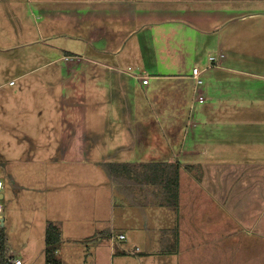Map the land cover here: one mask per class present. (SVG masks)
Masks as SVG:
<instances>
[{"label": "crops", "instance_id": "1", "mask_svg": "<svg viewBox=\"0 0 264 264\" xmlns=\"http://www.w3.org/2000/svg\"><path fill=\"white\" fill-rule=\"evenodd\" d=\"M31 1L37 59L45 67L65 61L82 90L79 125L67 120L72 142H59L57 153L72 151L80 166L102 170L178 162V223L157 228L167 232L164 263L198 264L202 244L219 245L229 264L241 258L235 245H244L243 264H264V0ZM9 15L16 25L17 14ZM103 218L95 217L89 233L79 220L54 223L67 229L70 244L87 245L103 234L95 228ZM128 251L126 245L111 260L152 257L131 259ZM58 257L67 264L60 251Z\"/></svg>", "mask_w": 264, "mask_h": 264}, {"label": "rangeland", "instance_id": "2", "mask_svg": "<svg viewBox=\"0 0 264 264\" xmlns=\"http://www.w3.org/2000/svg\"><path fill=\"white\" fill-rule=\"evenodd\" d=\"M36 11L31 0H0V180L4 196L0 199V220H4L8 235L9 255L23 259L25 264H45L43 250L49 224L58 218L72 223L79 220L75 225L86 227L89 233L100 214L104 218L95 228L104 237L98 233L92 238L105 245L101 250L93 243L70 244L67 229L57 225L62 239L60 255L67 264H114L111 258L126 245L128 258L151 254L142 264H167L163 261L167 258V232L157 228L165 229L167 222L178 223V219L176 211L159 207L164 204L162 193L126 178L116 182L124 190L116 189L102 169L80 166L79 154H66L62 149L57 153L59 142H72L67 137V120L79 125L82 90L74 86L78 80H72L75 76L66 71L70 67L65 61L45 67L46 63L37 59L41 48ZM11 12L17 14L16 25ZM27 41L33 46H23ZM127 80L136 87L137 80ZM11 81L15 87L10 86ZM189 158L194 160L193 155ZM129 185L133 187L125 188ZM140 189L143 192H137ZM133 190L137 197L127 195ZM119 235L127 240L120 241ZM113 246L114 254L109 248ZM235 246L241 258L236 256L234 263L243 264L244 245ZM197 253L198 264L231 261L219 245L201 244Z\"/></svg>", "mask_w": 264, "mask_h": 264}, {"label": "trees", "instance_id": "3", "mask_svg": "<svg viewBox=\"0 0 264 264\" xmlns=\"http://www.w3.org/2000/svg\"><path fill=\"white\" fill-rule=\"evenodd\" d=\"M180 169L181 166L178 162H154L138 165L109 163L103 167L109 179H111L115 185L119 186V188L124 186L122 184H116L117 180L126 178L141 185L151 186V188L153 187L159 190L164 200V204L160 205L168 207L176 212L179 208ZM131 187L133 186L129 185V187L125 188L130 189ZM176 232L177 229L175 231V236L177 237ZM99 236L104 237V234H100ZM8 240L6 228L1 227L0 222V264H9V260L13 258L9 255ZM96 240L97 239L91 237L86 242L96 244ZM61 243L62 239L59 227L55 224H49L46 231L44 247L46 264H63L62 260L58 257Z\"/></svg>", "mask_w": 264, "mask_h": 264}, {"label": "built area", "instance_id": "4", "mask_svg": "<svg viewBox=\"0 0 264 264\" xmlns=\"http://www.w3.org/2000/svg\"><path fill=\"white\" fill-rule=\"evenodd\" d=\"M66 59L69 60V58H66ZM210 60H211V62H215L216 59H215V57H211ZM201 74H202V72L199 69H194L193 70V78L196 80V83L199 84V85L203 84V80L200 77ZM143 83L147 84L148 80L144 79ZM11 84H13V82ZM199 100H200V102L204 101L203 98H200ZM2 192H3V184H2V181L0 180V199H1ZM2 211H3V207H2V204L0 202V214L2 213ZM119 240H122V241L125 240V236L124 235H120L119 236ZM9 264H22V261L19 260V259H15L13 257L12 259L9 260Z\"/></svg>", "mask_w": 264, "mask_h": 264}, {"label": "water", "instance_id": "5", "mask_svg": "<svg viewBox=\"0 0 264 264\" xmlns=\"http://www.w3.org/2000/svg\"><path fill=\"white\" fill-rule=\"evenodd\" d=\"M2 198H3V196H2ZM0 222H1V227H4V221H3V219H1Z\"/></svg>", "mask_w": 264, "mask_h": 264}]
</instances>
